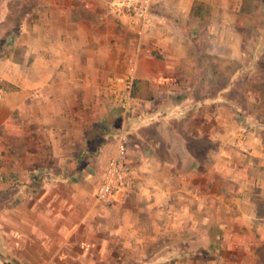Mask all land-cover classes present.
Instances as JSON below:
<instances>
[{
	"label": "crops",
	"instance_id": "obj_1",
	"mask_svg": "<svg viewBox=\"0 0 264 264\" xmlns=\"http://www.w3.org/2000/svg\"><path fill=\"white\" fill-rule=\"evenodd\" d=\"M31 1L21 16V62L8 59L1 62L3 69L0 67V78L20 87L19 91H4L10 99L5 106L6 117L16 108L20 110L23 140L29 141L25 155H38L41 147H46L59 157L55 167L76 157L87 134L109 115L116 102L115 91L122 87L121 79L132 66L133 77L147 81L154 97L133 98L136 108L128 114H135V119L142 114L143 122L137 127L147 130L152 126L155 131L135 133V140L129 138L128 152L136 161L133 167L138 187L133 190L136 195L127 196L117 203L116 210L111 209L118 217L114 215L116 224L108 231L106 207L96 205L93 197L83 198L79 206L81 197L77 195L47 197L50 183L39 195L22 196L21 254L17 261L111 264L106 251L111 249L112 237V246L129 251L136 262L132 264H257V252L260 249L261 255L264 248V216L258 211L259 202L251 195L241 200L219 192V149L207 148L204 159L199 158L197 149H191V140L202 136L216 140V132L212 124L205 130L199 123L191 135L187 123L198 116L195 112L187 119L183 113L195 102L188 103L186 98L177 101L175 96L183 97L187 89L179 84L178 76L185 68L181 62L195 59V53L186 47L202 40H197L191 24H206L207 38L203 41L210 58L260 60L264 76L261 0H153V21L142 35L129 18L117 17L111 10L115 0ZM3 6L12 10L9 1ZM212 104L228 107L230 103ZM173 108H178L175 115L170 112ZM206 112L201 114L215 123L217 118ZM175 116L184 118L183 129L176 133L179 148L171 143V136L176 137ZM232 116L233 112L231 123ZM114 148L115 143L111 153ZM181 154L196 161L189 168L177 167L176 157ZM258 184L264 187V176L258 178ZM233 208L241 210L232 212ZM38 214L45 217L46 229L36 226ZM95 215L96 227L86 230L84 238L80 228L87 229L86 221ZM90 235L101 238L91 240ZM155 236H162L159 244L150 243ZM171 238L179 241L169 244ZM115 263L123 264L119 254ZM0 264L6 263L0 258Z\"/></svg>",
	"mask_w": 264,
	"mask_h": 264
},
{
	"label": "rangeland",
	"instance_id": "obj_2",
	"mask_svg": "<svg viewBox=\"0 0 264 264\" xmlns=\"http://www.w3.org/2000/svg\"><path fill=\"white\" fill-rule=\"evenodd\" d=\"M6 1H9L12 10H5V6H3L5 0H0V67L2 69L1 62L4 60L12 59L21 62V16L25 6L32 2L31 0L24 2L21 0ZM202 11H204L203 8ZM187 22H191V20L189 19ZM205 26L204 23L200 25L191 24L190 29L192 32H196L194 34L197 40L199 38L202 40L195 43L191 42L186 47L187 51L191 50L195 53V59L191 58L181 62L185 68L181 71L182 74L178 76L179 84L187 87V89L183 97L182 94H179L175 96V99L181 101L186 98L189 100L188 103L195 102L193 106L185 110L186 113H183L188 119L196 112L199 118L192 119L187 123V129L191 135L199 123L205 127V130L212 124L211 126L216 132V140H208L204 136L191 140L193 145L191 149H197L200 159L205 158L204 152L207 148L217 147L219 149L217 159L220 167L219 173H217L219 192L223 191L221 194H224L225 197L241 200L245 196L251 195L253 199L259 202L258 211L264 216V187L257 185L258 178L264 176L262 174L264 170V76L261 75V73L263 74V65L260 60L256 59L243 61L241 59L215 60L213 57L210 58L207 52L208 45L203 41L204 38H207L208 32ZM191 55L193 54L191 53ZM8 101L10 102L9 96L0 90V258L6 264H20L17 261V255L21 254V226H23V222H21V199L29 194H41L47 183L52 184L46 190L45 195L47 197L77 195L81 197L77 201V206L83 205V198V201H87L86 198L89 197L95 199L94 193L100 181L101 167L111 153V147L115 143V135L123 131L127 133L128 139L135 140V133L146 132L151 134L155 128L149 126L147 130H143L141 127H137V124L143 122L142 114L141 117L135 119V114H128L130 111L124 113L115 99V104L111 105L109 115L104 118L101 125L96 126L92 132L87 134L83 150L76 157L66 159L63 165L55 167L54 164L59 157L51 155L46 147H43L44 149L41 147L38 155L35 153L29 156L25 155L29 141L23 140L20 110L16 108L10 117H6L7 108L5 104ZM214 101H226L230 104L228 107L227 105L216 107L212 104ZM134 107L136 108V103L132 101V108ZM177 110L178 108H173L170 112L175 115ZM199 111H207L208 115L217 118L216 122H211L208 116L205 114L203 116ZM231 112H233V123L230 122L229 117ZM174 118L176 130L172 132L176 136L177 131L183 129L184 118L177 116ZM23 129L28 130L27 126ZM165 132L169 134L168 130ZM103 134L106 136H103L105 139L100 138ZM171 138L173 139L171 143L179 148L180 139L174 135ZM221 148L226 152L225 155H222ZM176 159L177 167L184 165L183 168H189L190 164L196 161L194 157H185L183 154L177 155ZM128 161L132 167L136 166V161L132 160V154L130 157L129 152ZM35 167L45 168L39 171H29ZM180 173L187 174L189 171ZM137 175V173L133 175L131 191L125 198L120 200L110 198L106 202L96 203V205L106 207V213L109 215L106 216V229L110 230L116 224L114 215L117 217L118 215L114 211L118 206L117 203L123 202L131 194L136 195L133 190L138 187L136 185L139 180ZM253 180L255 186L251 185ZM244 204L243 208H246L247 206L244 207ZM234 207H237V203L234 204ZM111 209L115 210L111 211ZM239 210L241 209L233 208L232 212H240ZM86 222L89 227L85 230L80 228L84 238L86 237L84 235L86 230L89 231L96 227L97 216H92ZM35 223L37 227L46 229L47 223L41 214L37 215ZM86 227L85 224L84 228ZM107 233L108 238L110 236ZM88 237L91 240L101 238L91 235ZM109 239L111 240L108 245L111 249L106 251L107 262L116 264L115 260L119 254L123 264H132L134 261L129 251L121 250V246L120 250H117L115 246H112L114 239L112 237ZM160 239L162 236L161 238L155 236L150 243L159 244ZM256 240L257 237L253 239V241ZM178 241L177 238H171L168 242L172 244ZM249 246L251 247V245ZM151 254L152 251L149 252V255Z\"/></svg>",
	"mask_w": 264,
	"mask_h": 264
},
{
	"label": "built area",
	"instance_id": "obj_3",
	"mask_svg": "<svg viewBox=\"0 0 264 264\" xmlns=\"http://www.w3.org/2000/svg\"><path fill=\"white\" fill-rule=\"evenodd\" d=\"M152 3L153 0H115L110 4V8L117 17L129 18L138 34L142 35L153 21ZM134 70L132 66L121 79L122 87L115 91L116 100L124 113L132 109L131 87ZM128 142L127 133L121 131L116 134L115 148L104 162L100 181L95 189L97 202H106L110 198L120 200L131 191L135 171L128 161Z\"/></svg>",
	"mask_w": 264,
	"mask_h": 264
},
{
	"label": "trees",
	"instance_id": "obj_4",
	"mask_svg": "<svg viewBox=\"0 0 264 264\" xmlns=\"http://www.w3.org/2000/svg\"><path fill=\"white\" fill-rule=\"evenodd\" d=\"M260 3H261L262 8H264V0H261ZM203 8L205 9L206 6L204 5ZM0 90L6 91V92H14V91H19L20 87L7 80L0 79ZM131 96L133 98H139V99H145V100H151L154 97L153 92L149 89L147 85V81L142 80V79L133 80L132 87H131ZM38 188H41V187H38ZM263 252H264V248H261L262 256L260 255V249H259V252H257V256H258L257 264H264Z\"/></svg>",
	"mask_w": 264,
	"mask_h": 264
}]
</instances>
